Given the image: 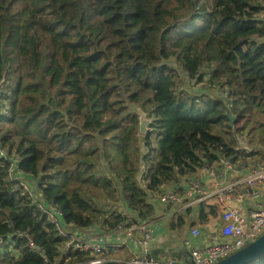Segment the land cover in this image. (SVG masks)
I'll list each match as a JSON object with an SVG mask.
<instances>
[{
	"label": "trees",
	"instance_id": "1",
	"mask_svg": "<svg viewBox=\"0 0 264 264\" xmlns=\"http://www.w3.org/2000/svg\"><path fill=\"white\" fill-rule=\"evenodd\" d=\"M186 79L228 91L236 132L257 128L264 145V0H0V146L22 158L23 176L68 225L147 222L157 211L151 194L206 162L255 157L237 146L225 99H199ZM130 104L148 114L146 135ZM8 168L0 158V236L13 237L1 264L97 260L65 252L48 218L8 182ZM196 211L200 225L220 213L214 201ZM191 212L168 229L185 233Z\"/></svg>",
	"mask_w": 264,
	"mask_h": 264
},
{
	"label": "built area",
	"instance_id": "2",
	"mask_svg": "<svg viewBox=\"0 0 264 264\" xmlns=\"http://www.w3.org/2000/svg\"><path fill=\"white\" fill-rule=\"evenodd\" d=\"M216 93L225 99L227 109L233 113V103L229 92L217 90ZM1 106L2 103L0 102V111ZM234 116L236 117V114ZM232 126H235L234 123ZM232 133L239 147L236 130L233 129ZM243 150L248 154L258 152L256 150ZM0 158L9 164L8 182L15 188L22 190L28 196L31 204L48 218L58 236L64 240L65 252L70 250L83 251L98 257L97 260L90 263L119 261L121 264H163L152 253L156 236L151 221L141 222L137 221L134 216L128 217L123 223L112 228L113 232H119L124 239L118 242L110 241L107 233L68 225L63 211L54 203H46L41 196L38 184L23 176L20 171L22 158L18 154L9 153L0 146ZM201 170H206L217 181L212 191L206 190L201 180L193 178L187 181V188L183 190V193L164 189L159 193V197L168 212L176 206H189L194 202L201 204L208 199H215L222 219L223 241L207 247L192 246L191 248L194 264H214L256 240L264 233V195L256 187L259 183L264 188V161L235 162L234 157L231 156L224 158L219 165L206 162ZM235 173H242L245 177L230 182L226 181L225 178L228 174ZM195 194H198L197 199L190 203L187 202ZM245 197L254 198L257 203V208L250 211L249 218L240 214L239 210L233 206L236 201H241ZM201 233L199 227L192 230L194 237H199ZM14 237L28 238L29 247L36 252L40 251L28 234L19 232ZM8 243L9 240L6 237L0 236L2 247ZM110 250H113L119 257L107 258L105 255ZM40 252L45 257V254ZM45 264H60V262L50 263L46 261Z\"/></svg>",
	"mask_w": 264,
	"mask_h": 264
},
{
	"label": "crops",
	"instance_id": "3",
	"mask_svg": "<svg viewBox=\"0 0 264 264\" xmlns=\"http://www.w3.org/2000/svg\"><path fill=\"white\" fill-rule=\"evenodd\" d=\"M260 135L261 132L258 129H255L250 137L245 134L246 142L251 141L255 144L254 147L250 148L259 152L252 153L255 157L250 159L248 162H255L259 160L264 161V145L258 139ZM243 177H245L244 174L235 173L228 174L225 179L230 182L234 179ZM193 178L201 180L204 188L208 191H212L217 182L206 170L200 169L187 177L180 178L178 182H174L172 185H167L165 189L171 190V188H174L181 194L183 193V190L187 188V181ZM197 197L198 194H195L192 198H189L187 202L190 203L195 201ZM150 198L152 201L157 203L156 214L151 220H149L152 222L156 236V242H154L152 253L161 263H186V261H191L192 259V246L207 247L223 241L222 219L219 217V212L214 213L215 216L209 215V223L200 225L199 213L196 211V208L199 206L198 203L194 202L189 206H176L168 212L161 203L159 194L153 193ZM213 201L215 202V199H208L204 203L211 204ZM233 206L239 210L240 214H250L251 210L257 208V204H255L252 199L246 200V197L241 201H236ZM189 209L192 210L190 219H188V223H190L191 226L187 228L186 232L181 233L170 231L168 229L169 223L176 222L180 215L186 217L185 214ZM195 227H199L202 231L199 237H194L192 234V230ZM92 229L97 232L107 233L108 239L112 242L124 240L120 233L113 232L112 228H103L102 226L95 225ZM5 252L7 251L5 250Z\"/></svg>",
	"mask_w": 264,
	"mask_h": 264
},
{
	"label": "water",
	"instance_id": "4",
	"mask_svg": "<svg viewBox=\"0 0 264 264\" xmlns=\"http://www.w3.org/2000/svg\"><path fill=\"white\" fill-rule=\"evenodd\" d=\"M131 110L139 117V132L141 135H146L149 131L150 119L148 114L136 104H130ZM228 117L230 119V126L236 120L234 114L228 110ZM264 256V233H262L256 240L247 244L233 254L215 262L214 264H248L260 257ZM187 264H194L191 261H186ZM87 264H121L119 261H106L103 263H87ZM176 264H179L178 262Z\"/></svg>",
	"mask_w": 264,
	"mask_h": 264
},
{
	"label": "rangeland",
	"instance_id": "5",
	"mask_svg": "<svg viewBox=\"0 0 264 264\" xmlns=\"http://www.w3.org/2000/svg\"><path fill=\"white\" fill-rule=\"evenodd\" d=\"M169 64L173 68H175L176 70H179V66H178V63L176 62L175 58H173ZM181 76L184 77L185 75L184 74H181ZM185 82L187 84H189L190 89H191V92L194 95L199 96V99L201 98L202 95H206V96H209L210 95V96H212L213 95V92L216 93V90H213L211 87L204 86V85L199 84V83H197L195 81L189 82V80L186 79ZM251 127H252V125L251 124H248L247 127H246V130L247 129H250ZM233 129H235V126L233 127ZM255 129H257V128H255ZM254 130H253V132H254ZM237 136H238V140H239V138L241 139L242 142L240 140H239V142L243 146H245V147H254L255 146L252 143H250L249 141L246 142L245 136L240 135L238 133H237ZM154 143L156 144V141ZM140 182L142 183V185L145 184V181L143 179H140ZM5 253L6 252H5L4 248L0 245V264H1V259L5 257ZM12 261H13V259L9 256L8 259H7L8 264H10Z\"/></svg>",
	"mask_w": 264,
	"mask_h": 264
},
{
	"label": "clouds",
	"instance_id": "6",
	"mask_svg": "<svg viewBox=\"0 0 264 264\" xmlns=\"http://www.w3.org/2000/svg\"><path fill=\"white\" fill-rule=\"evenodd\" d=\"M64 217H65V216H64ZM21 233H22V232H21ZM16 234H17V233H16ZM24 234H25V233H24ZM29 237H30V236H29ZM12 238H13V237H9V238H6V239L9 240V243H10V241H11ZM14 238H15V237H14ZM21 238H23V237H21ZM25 238H26V237H25ZM30 238H31V237H30ZM18 239H19V238H18ZM31 239H32V238H31ZM27 240H28V238H27ZM9 243H8V244H9ZM34 243H35V242H34ZM8 244H7V245H8ZM7 245H6V246H7ZM28 246H29V245H28ZM4 247H5V246H4Z\"/></svg>",
	"mask_w": 264,
	"mask_h": 264
}]
</instances>
